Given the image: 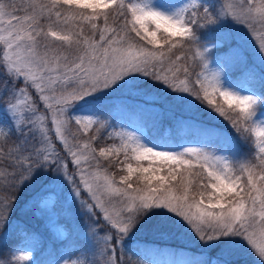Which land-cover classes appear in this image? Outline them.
<instances>
[{
  "label": "snow or ice",
  "instance_id": "snow-or-ice-1",
  "mask_svg": "<svg viewBox=\"0 0 264 264\" xmlns=\"http://www.w3.org/2000/svg\"><path fill=\"white\" fill-rule=\"evenodd\" d=\"M256 22L264 26V0H0V86L9 97L0 105L5 236L18 204L53 211L48 194L62 186L88 216L92 243L91 260L73 253L63 264H126V244L149 246L136 239L142 229L196 242L201 257L189 264H241L245 255L264 264V32ZM186 51L201 69L192 82L198 90L190 85L193 73L177 63ZM230 58L245 67L259 60L258 93L245 94L222 71ZM130 100L161 110L207 102L229 121L232 135L205 127L200 140L188 142L198 146L185 147L118 128V104L141 108ZM73 123L85 135L94 126L110 130L107 139L119 144L98 155L95 136L70 144L65 131ZM120 154L127 174L117 181L101 160ZM91 162L95 168L82 167ZM134 175L143 187H134ZM194 187L200 190L192 193ZM25 192L31 195L21 202ZM16 227L21 236L0 264H39L23 243L37 233Z\"/></svg>",
  "mask_w": 264,
  "mask_h": 264
},
{
  "label": "trees",
  "instance_id": "trees-1",
  "mask_svg": "<svg viewBox=\"0 0 264 264\" xmlns=\"http://www.w3.org/2000/svg\"><path fill=\"white\" fill-rule=\"evenodd\" d=\"M167 2V0H164ZM151 47V46H149ZM181 49H175L174 52L179 55ZM174 58V57H173ZM178 65L187 66L193 75L189 78L190 85L193 90L198 89V85L192 83L195 80V73L200 71L197 61L192 58V52L186 51L185 58L178 62ZM228 67H224L228 72L229 77L238 82L240 85L249 84L257 92L261 90V73L262 70L254 65L249 64L245 67L239 63L235 58L229 59ZM183 74L181 73V79ZM2 79V77H0ZM150 83V82H149ZM217 103H220V98H217ZM3 103V102H2ZM0 103V105H2ZM129 104H140L141 108L131 109L121 105H117L115 110L116 116H122L125 119L140 123L147 129V136L153 139H163L170 144H179L182 140L198 141L205 135V127L207 129H215L226 132L232 135V129L229 121L223 117L218 118L214 109L210 107L207 102L201 103L197 101V113L183 112L181 108H174L171 110H161L159 106L153 104H144L142 100H130ZM144 108L150 109L148 111L142 110ZM43 111V109H41ZM74 126V123L72 124ZM78 137L90 140L91 137H97V140L92 143V146L97 150L99 148L108 147L110 139L104 135H97L94 131H89L86 135L75 129L74 134ZM216 140L215 137H211ZM9 144L11 141L8 142ZM218 144L219 141L216 140ZM59 147V145H57ZM241 152H247L246 146H240ZM123 157H111L108 160H101V167L111 175H114L117 181L119 176L126 170H121L123 165L119 159ZM123 161V160H122ZM134 163V161H130ZM69 171H72L70 166ZM198 169H193V172ZM166 174V173H162ZM195 179V177H190ZM131 182L136 187H143L144 185L134 175ZM178 186V182L174 187ZM55 187V186H54ZM62 187V186H61ZM61 187H57V199L55 202V209L60 214V219L65 222L67 228V236L64 239L58 240L53 231L44 223L42 216L36 214L37 202H30L27 206L22 204L17 205L16 215L13 217L14 224L10 229V234L5 236V230L0 229V257L7 258L10 250L16 245L21 236L20 229L16 227L17 224L26 225L27 228L37 235L25 239L23 243L31 244L38 253L36 256L39 264H48L52 259H56L62 251H68L71 254L87 253L88 259H92V243L87 235L88 216L78 200H75L70 195L69 190L61 191ZM200 189L194 187L192 193L198 192ZM177 195L182 194L181 191L175 192ZM3 194V193H0ZM30 192H25L21 196V202L28 196ZM83 199H88V194L82 195ZM197 198H199L197 196ZM91 202V201H89ZM102 224V221H101ZM103 234V233H101ZM136 239L147 242L148 248L144 249L143 245L140 248L134 241L125 245L121 255H123L126 264H142V260L148 259L149 263L158 261L159 264H189L190 260L199 259L201 257L200 250L196 242L189 240L187 237L180 235H157L147 229H142L136 233ZM129 251V258L126 259V253ZM241 264H256L254 255H245L240 258ZM19 263V261H18Z\"/></svg>",
  "mask_w": 264,
  "mask_h": 264
},
{
  "label": "rangeland",
  "instance_id": "rangeland-1",
  "mask_svg": "<svg viewBox=\"0 0 264 264\" xmlns=\"http://www.w3.org/2000/svg\"><path fill=\"white\" fill-rule=\"evenodd\" d=\"M7 2H8V0H5V3H7ZM15 2H16L17 5H19L21 3L27 4L28 0H15ZM164 2H166V1H164ZM17 14L18 15H22L23 13H17ZM244 27H245V30H247L246 29V26H244ZM256 27H257L258 31L264 32V26H262L259 22H256ZM250 50H251V46H250ZM210 59H211V57H210ZM251 65H254L255 67H258V68H260L262 70V66L259 63V60H256L255 63L254 64H251ZM212 67H215V66H212ZM222 71L228 74V72H226V70H225L224 67L222 68ZM207 74L210 75V71ZM149 82L152 83L151 81H149ZM21 86H23V85L21 84ZM241 86L246 90V93L245 94H251L253 92V90L255 92H257L255 89H253L247 83L246 84H242ZM196 90H198V89H196ZM161 91H163V89H161ZM3 92H4V89H3L2 86H0V103H2L5 100L9 99L8 96L3 95ZM29 92H30V94H32V90L31 89L29 90ZM2 105H3V103H2ZM196 108H197V104H196V106L194 108H191L190 109L187 106H185V107L181 108V110L183 112H185V113L186 112H193L192 110H194L197 113ZM2 117H3V113L0 112V118H2ZM115 117H116V119L114 121V124L116 125V127L119 128L121 126H125V127H129V130L140 129L141 131H143V134L147 136V129H146V127L144 125H141L140 123H137V122H134V121H131V120H128V119H125L122 116H116L115 115ZM217 117L220 118L219 114L217 115ZM110 119H111V117H110ZM76 128H78V126H76L75 124H74V126L73 125H70L69 128L65 131V136L67 137L69 143L70 144H82L85 141H89V140L83 139L80 136L78 137V134L77 133L74 134ZM91 130L95 132L96 136L97 135H104L106 138L108 136V131H110V130H100L99 132H97L95 126ZM53 140L55 142V137H53ZM188 142H197V141L182 140V141L179 142V144H183L185 147H188V146H198V145H196L194 143H188ZM108 144L109 145H113V144L118 145L119 144V141L118 140H114V139H110V141H109ZM174 150H177L178 151L179 149H174ZM122 160H123V157H120L119 161H122ZM144 163H145V166H147V162H144ZM133 164H135V162ZM82 167H92V168H95V162H91V164H89V165H82ZM72 171H75V169L72 168ZM126 174H127L126 172L122 173V175H126ZM116 186L122 187V185H119V184H117ZM136 187H139V186L137 185ZM174 194H176V193H174ZM48 195L51 196V200L48 202V207L51 208L52 204L56 202L57 193L56 192L49 193ZM43 208H44V205L43 204H40L39 207L36 209V214L42 216V218L44 220V223L49 227L50 230L53 231L54 235L56 236V238L58 240L64 239L67 236V228L65 226V222L60 219L59 212L56 209H54L53 211H42L41 209H43ZM24 246L28 250H30V251H33L34 252V250H35L34 247L31 246V244L24 243ZM70 254L71 253L68 252V251H66V250L65 251H62L58 255V257L56 259H52L48 264H63V260L61 258L68 259V257H69ZM128 254H129V251L125 254L126 255V257H125L126 259H128L130 257ZM80 255H81V253L72 255V259H76ZM254 258H255V261H257V257H255V255H254ZM141 262H142V264H150L149 261H148V259L142 260ZM151 263L152 264H159L158 261H153ZM18 264H24V262L19 261Z\"/></svg>",
  "mask_w": 264,
  "mask_h": 264
}]
</instances>
